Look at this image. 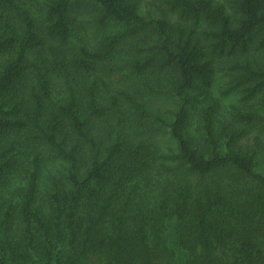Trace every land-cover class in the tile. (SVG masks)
I'll list each match as a JSON object with an SVG mask.
<instances>
[{"label":"trees","instance_id":"1","mask_svg":"<svg viewBox=\"0 0 264 264\" xmlns=\"http://www.w3.org/2000/svg\"><path fill=\"white\" fill-rule=\"evenodd\" d=\"M75 2L0 0V264H264V0H94V45Z\"/></svg>","mask_w":264,"mask_h":264},{"label":"rangeland","instance_id":"2","mask_svg":"<svg viewBox=\"0 0 264 264\" xmlns=\"http://www.w3.org/2000/svg\"><path fill=\"white\" fill-rule=\"evenodd\" d=\"M46 0H19V4L23 7H29L32 11L39 14L40 10L45 5ZM143 13L147 14L150 17H157L161 14V11L156 8L154 5H148L147 2L143 4L142 9ZM15 12V11H14ZM97 13L98 8L97 4L94 2V0H76L75 6L73 7L72 16H74V23L76 26L77 32L84 36L85 39L89 40L92 45L96 44L102 35L115 32L120 30L122 28L121 24L116 22V20H110L103 24L98 23L97 20ZM17 14V12H15ZM174 19V18H173ZM157 31L155 29H151V34L148 36L147 41L148 43H142L143 45H155V50L157 49L156 44L158 42ZM143 41V40H142ZM124 48V49H123ZM123 51L120 52L121 55H119V60H123L125 57H129V54L131 53L130 49H126V46H123ZM150 51V50H149ZM253 51V49H252ZM218 59H223V57H218ZM125 71L126 69L123 67H117V71L113 72L110 71V76L112 78H116L117 80H121V78H125ZM232 70L226 69L223 71H218L215 74L214 83H213V89L221 94L222 90L225 89L229 84L231 83L232 77H233ZM159 79V78H157ZM120 84V83H117ZM241 95L242 92L239 90H233L229 94L225 95L224 99L225 101H228V103H237L242 105H248L252 103L244 104L241 102ZM149 101V107L154 111L162 112L165 117L170 118L171 112L173 110H176L178 106L180 105L181 99L178 95L173 93L171 87H167L166 90L162 93L157 94H146L145 96ZM193 123L195 121L193 120ZM235 124L239 125L241 131H244L242 135L239 137L237 144H240L242 141L246 142L243 144L247 147H254L257 148L255 144L256 136L260 135L261 137H264V129L262 128L261 124H258L256 121H249L245 120L244 118L238 117L236 119ZM195 130V124L192 125ZM160 135H162L160 139V144H162L163 148H167L168 145L172 144L174 145V142L170 140L167 133L160 132ZM60 165L59 162L54 161V165ZM32 262L35 264H40L38 261H34L32 259ZM96 264H103L101 262H97ZM105 264V263H104Z\"/></svg>","mask_w":264,"mask_h":264}]
</instances>
